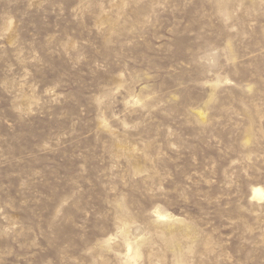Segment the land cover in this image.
<instances>
[{"label":"rangeland","instance_id":"374dc122","mask_svg":"<svg viewBox=\"0 0 264 264\" xmlns=\"http://www.w3.org/2000/svg\"><path fill=\"white\" fill-rule=\"evenodd\" d=\"M255 187L264 0H0V264H264Z\"/></svg>","mask_w":264,"mask_h":264},{"label":"bare ground","instance_id":"6f19581e","mask_svg":"<svg viewBox=\"0 0 264 264\" xmlns=\"http://www.w3.org/2000/svg\"><path fill=\"white\" fill-rule=\"evenodd\" d=\"M253 191H254V197L258 199H262L264 197V190L261 187H255Z\"/></svg>","mask_w":264,"mask_h":264}]
</instances>
